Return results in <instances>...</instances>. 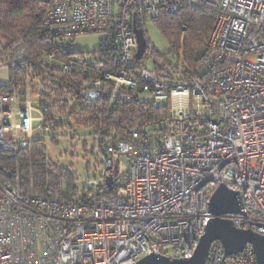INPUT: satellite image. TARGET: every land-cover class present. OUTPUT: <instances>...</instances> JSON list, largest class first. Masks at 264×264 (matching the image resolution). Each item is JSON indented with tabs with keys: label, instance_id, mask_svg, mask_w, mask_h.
Segmentation results:
<instances>
[{
	"label": "built area",
	"instance_id": "obj_1",
	"mask_svg": "<svg viewBox=\"0 0 264 264\" xmlns=\"http://www.w3.org/2000/svg\"><path fill=\"white\" fill-rule=\"evenodd\" d=\"M184 5L216 17L198 64L174 67L147 44L135 60L136 13L156 23ZM42 25L50 50L32 57L20 39L0 48V71L9 73L0 85V158L15 161L1 168L0 264L189 260L214 218L209 204L219 186L240 208L221 218L264 236V0H50ZM92 33L106 34L113 56L76 55L74 40ZM94 107L107 117L119 107L139 113L120 134L89 124L93 115L82 112ZM59 127L89 132L96 178L77 186L72 172L49 169L44 154L47 170L36 181L33 146L45 151ZM63 174L72 185L55 177ZM204 264L256 259L249 245L227 255L215 241Z\"/></svg>",
	"mask_w": 264,
	"mask_h": 264
},
{
	"label": "trees",
	"instance_id": "obj_2",
	"mask_svg": "<svg viewBox=\"0 0 264 264\" xmlns=\"http://www.w3.org/2000/svg\"><path fill=\"white\" fill-rule=\"evenodd\" d=\"M50 8V0H0V48L5 50L8 45L16 39L23 41L28 55L36 57L42 51L50 50V46L42 38L44 27L42 25L43 17ZM215 13L207 8H192L186 5L182 6L177 12L172 14L162 13L156 22L163 38L168 43L170 53L167 56H159L155 50H152V57L156 59H166L174 54H182V61L191 69L200 61L204 54L208 38L215 24ZM135 24L138 29L143 30L145 24L136 13ZM145 36V34H144ZM146 44L149 43L146 40ZM107 38L101 41L100 47L96 53H102L106 56H113L114 48L110 47ZM81 54L76 55L81 58ZM109 60L111 57H107ZM17 73L12 74L16 75ZM22 79V78H21ZM3 89L0 87V91ZM102 105V103H101ZM122 107V106H121ZM113 108L106 116V110L100 111L98 108H86L82 115L92 114L93 119L90 125L96 130L101 127H111L123 133L134 127V121L139 108ZM121 114L120 118L117 115ZM116 115V117H114ZM44 149L38 144L33 146L32 171L36 181L43 180L46 173L44 161ZM28 156L22 154L20 161L21 170L24 176H27L30 166L28 165ZM15 164V161L5 156L0 158V185L6 181L2 167L9 168ZM50 172V171H48ZM51 173V172H50ZM52 174V173H51ZM57 179L65 178L72 185V178L66 174L55 176ZM115 179V175H113Z\"/></svg>",
	"mask_w": 264,
	"mask_h": 264
},
{
	"label": "rangeland",
	"instance_id": "obj_3",
	"mask_svg": "<svg viewBox=\"0 0 264 264\" xmlns=\"http://www.w3.org/2000/svg\"><path fill=\"white\" fill-rule=\"evenodd\" d=\"M143 32L147 42L159 56H167L170 53L169 45L159 31L157 23L146 22L143 25ZM105 38V33H92L79 36L74 40V51L96 55L101 41ZM166 60L174 67L179 64L180 69H182L181 53L180 56L174 54L167 57ZM147 66L149 69H152V62L148 61ZM8 76L7 70L0 71L1 86L8 84ZM34 116L39 117L38 114H34ZM36 126L37 123H33V127ZM88 135V131H84L79 127L72 130L59 127L56 130V140L52 141L47 138L44 143L48 168L72 172L78 177L77 186L81 184V180L96 178L101 169L100 165H98L99 161L96 157V152L93 151L92 153V142ZM230 246L235 245L231 244Z\"/></svg>",
	"mask_w": 264,
	"mask_h": 264
},
{
	"label": "water",
	"instance_id": "obj_4",
	"mask_svg": "<svg viewBox=\"0 0 264 264\" xmlns=\"http://www.w3.org/2000/svg\"><path fill=\"white\" fill-rule=\"evenodd\" d=\"M132 30L137 41V51L134 59L139 60L146 48V38L143 30L138 29L134 21ZM106 184L111 189V176L106 178ZM209 212L214 218L207 225L191 259L171 260L161 256L150 255L140 260L137 264H204L208 249L215 241L223 245L227 255L240 253L249 245L255 254L256 264H264V236L250 230H237L232 227L227 219L221 218L222 216L240 213L235 193L228 191L224 186H219L211 198ZM231 244L235 246H230Z\"/></svg>",
	"mask_w": 264,
	"mask_h": 264
}]
</instances>
